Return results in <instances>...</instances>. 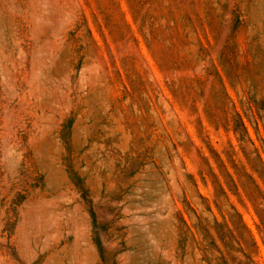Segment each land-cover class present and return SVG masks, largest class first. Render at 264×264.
I'll return each mask as SVG.
<instances>
[{
    "label": "rangeland",
    "instance_id": "obj_1",
    "mask_svg": "<svg viewBox=\"0 0 264 264\" xmlns=\"http://www.w3.org/2000/svg\"><path fill=\"white\" fill-rule=\"evenodd\" d=\"M0 264H264V0H0Z\"/></svg>",
    "mask_w": 264,
    "mask_h": 264
}]
</instances>
